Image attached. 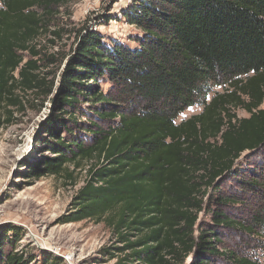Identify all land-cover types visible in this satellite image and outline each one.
I'll return each mask as SVG.
<instances>
[{
  "label": "trees",
  "instance_id": "1",
  "mask_svg": "<svg viewBox=\"0 0 264 264\" xmlns=\"http://www.w3.org/2000/svg\"><path fill=\"white\" fill-rule=\"evenodd\" d=\"M74 1L0 0V127L25 110L27 92L55 94L39 138L51 155L20 175L72 178L71 166L90 163L58 223L104 222L117 264H185L191 255L193 264H264L220 246L228 231L264 249V159L246 160L264 152V0H133L120 15L140 31L130 42L84 25L62 57L43 54L39 39L61 36L53 27ZM214 86L223 90L210 96ZM198 103L201 112L177 121ZM248 193L257 207L240 216ZM202 211L210 224L200 225ZM24 235L0 232L1 264H63L20 253Z\"/></svg>",
  "mask_w": 264,
  "mask_h": 264
},
{
  "label": "rangeland",
  "instance_id": "2",
  "mask_svg": "<svg viewBox=\"0 0 264 264\" xmlns=\"http://www.w3.org/2000/svg\"><path fill=\"white\" fill-rule=\"evenodd\" d=\"M132 1L76 0L66 4L61 8L57 25L53 27V30L59 31L61 36L58 37L53 33L43 35L38 41V48L43 54L62 57L74 45L76 32L84 25L100 31L108 38L130 42V37L140 31L120 15ZM110 16H118L120 19H111L108 22ZM53 70L55 66L51 65L43 68L42 71ZM222 90L223 87L214 86L210 96L215 91ZM54 95L45 97L43 94L27 92L23 96L25 110L14 108L13 123L0 127V232L16 228L25 234L16 250L27 256L36 257L38 262H41L46 255H52L63 258V264H117L122 255L112 257L109 252H116L113 246L119 243L116 242L117 237L113 230L104 222L83 220L68 224L58 223L59 218L69 212L74 195L84 185L90 163L77 170L71 166L72 178L67 173H62L28 181L20 175L28 171L24 165L26 162H36L44 156L51 155L45 143L39 138L45 136L42 125L51 113V100ZM202 108L201 103L189 107L180 114L177 121L180 122L201 112ZM235 112L239 117L249 116V113L241 108L236 109ZM246 156H248L246 160L251 164L258 158L264 159V152L255 156ZM230 184L229 179L223 181L222 192L230 194L232 192ZM211 193L205 198L207 207L213 205ZM245 198L249 204L240 205L238 209L240 216L247 214L248 209L257 207L253 203L252 193H248ZM199 221L201 226L208 225L212 221V216L202 211ZM225 232L227 233H223L221 247L225 246L240 254L250 250L251 254L264 262V249L254 247L257 241L250 243L249 239L241 237L238 233ZM10 235H14L13 230L9 231ZM4 249L8 252L12 247L7 244ZM194 262L195 256L191 255L185 264ZM210 263L235 264L230 258H216Z\"/></svg>",
  "mask_w": 264,
  "mask_h": 264
}]
</instances>
